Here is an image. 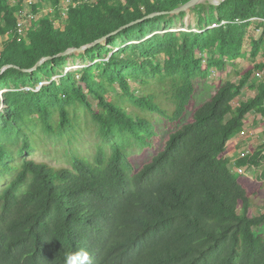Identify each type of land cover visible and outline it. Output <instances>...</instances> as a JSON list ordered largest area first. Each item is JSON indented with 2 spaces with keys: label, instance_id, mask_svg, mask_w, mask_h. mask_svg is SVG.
Instances as JSON below:
<instances>
[{
  "label": "trees",
  "instance_id": "trees-1",
  "mask_svg": "<svg viewBox=\"0 0 264 264\" xmlns=\"http://www.w3.org/2000/svg\"><path fill=\"white\" fill-rule=\"evenodd\" d=\"M190 1L32 0L26 12L24 0H0V181L10 176L0 190V264H264V214L251 215L264 189V143L234 162L255 169L254 179L228 159L250 114L264 125V82L250 84L264 69V0L205 2L193 8L196 32L171 31L185 17L171 12ZM252 27L262 34L251 58L263 62L238 83L220 78L197 105L211 71L221 76L243 58ZM103 38L80 54L90 66L66 72L61 54ZM80 111L108 146L91 160L72 157L70 168L24 158L33 146L23 126L62 134ZM147 113L164 116L168 134L135 168L128 151L158 140Z\"/></svg>",
  "mask_w": 264,
  "mask_h": 264
},
{
  "label": "rangeland",
  "instance_id": "rangeland-1",
  "mask_svg": "<svg viewBox=\"0 0 264 264\" xmlns=\"http://www.w3.org/2000/svg\"><path fill=\"white\" fill-rule=\"evenodd\" d=\"M26 1V2H25ZM16 4V1L13 2ZM32 4V0H24L23 8L25 5ZM26 12H29V8H25ZM198 14L191 9L189 12L185 13V17L176 21L173 29L171 31H193L196 32L198 30ZM21 25L23 27H28L29 23L25 17L21 19ZM164 33V32H160ZM262 34L261 29H255L252 27L248 30L247 37L244 43V56L241 59H238L233 62H227L226 69L224 73L219 76L216 70L213 69L214 73H210L208 77L207 84L209 86L203 87V85L199 86V90L196 96V104L199 105L202 102L206 101L210 98L214 90L210 86L211 84L218 83L219 79H225L227 76L232 77V82L238 83L240 80V74L245 71L248 67L253 66L254 64H259L263 62V58L261 56L257 57L256 60L251 58V39L259 40ZM118 50H115L117 52ZM130 54V53H129ZM201 57L203 62L210 57V55H204ZM68 64L66 67V72L80 71L85 66H90L91 63L80 57V53H74L69 56ZM218 58V55H215ZM164 60L163 56H160L156 60V64H162ZM55 80H59L60 76H56ZM255 78H253L250 84H254ZM43 84H47L46 82ZM132 86L134 92L138 96H142V91L140 89V83L137 81H132ZM5 91L0 92V100L1 95ZM119 92L118 88L112 91V95H117ZM255 91L249 90L246 92L241 98L240 101H246L252 98L255 95ZM164 103V102H163ZM0 110L2 109V104H0ZM93 109L96 110L97 102H92ZM166 109H170L167 105ZM235 107V104L233 105ZM80 118L75 121V128H66L63 130V133H46L40 127H33L32 124L28 126H23L24 133L30 138V142L33 146V150L31 152H27L24 155V158H32L38 162H45L48 165L55 168H70L69 160L74 156H83L87 159L91 160V157L96 153L98 147L100 146H108L110 141H105L101 134L96 130L91 123H87L86 116L79 112ZM189 117V113L186 118ZM145 118L150 120L154 127L155 131L158 133L157 144L154 148H150L144 151H140L137 148L130 149L128 151L130 156V161L133 163L135 168H139L143 163L148 161L151 156H153L162 146L163 138L168 134L166 130L167 119L159 114H145ZM185 118V119H186ZM261 116L258 114H250L247 117L244 126V132L237 136L236 139L231 140L228 143L229 154L228 159L230 161V169L231 171L238 172L243 176H248L252 179L255 178V169L253 168H241L238 169L234 166V162L239 158L247 155V153L251 150V148L256 149L258 146H261L264 143V125L261 123ZM3 124H0L2 127ZM22 146V140L19 139L18 143H16L15 147L11 149L17 154L18 150ZM6 178V181L10 178V176H3ZM4 179L0 181V190L5 185L6 182ZM251 215L252 216H260L264 214V189L261 191L258 198L253 199V205L251 207ZM258 232L264 234V228L258 229Z\"/></svg>",
  "mask_w": 264,
  "mask_h": 264
},
{
  "label": "water",
  "instance_id": "water-1",
  "mask_svg": "<svg viewBox=\"0 0 264 264\" xmlns=\"http://www.w3.org/2000/svg\"><path fill=\"white\" fill-rule=\"evenodd\" d=\"M225 1L226 0H192L189 3L185 4L184 6L172 11L171 15L174 16V15H179L181 13L189 12L191 9L195 8L196 6H198L200 4H204L205 2H208L209 4H211L215 7H219ZM158 15H160V14H153L151 16L146 17L144 20L154 18L155 16H158ZM105 42H106V38H103V39L99 40L98 42H95L94 44L89 45V46L82 47L81 49H70V50L66 51L65 53L61 54V56L67 57V56H70L74 53L82 54V53H85L89 48H91L97 44H105ZM48 59L49 58L42 59L40 62H38V64L33 69L29 70L28 72H33V71L37 70ZM5 69L6 68H3V71Z\"/></svg>",
  "mask_w": 264,
  "mask_h": 264
},
{
  "label": "built area",
  "instance_id": "built-area-1",
  "mask_svg": "<svg viewBox=\"0 0 264 264\" xmlns=\"http://www.w3.org/2000/svg\"><path fill=\"white\" fill-rule=\"evenodd\" d=\"M212 73H214L213 72V70L211 71ZM258 82H264V69L263 70H261V71H257L256 73H255V77H254Z\"/></svg>",
  "mask_w": 264,
  "mask_h": 264
},
{
  "label": "clouds",
  "instance_id": "clouds-1",
  "mask_svg": "<svg viewBox=\"0 0 264 264\" xmlns=\"http://www.w3.org/2000/svg\"><path fill=\"white\" fill-rule=\"evenodd\" d=\"M78 255H80V256H84V257L86 258V254H84V253H80V254H78Z\"/></svg>",
  "mask_w": 264,
  "mask_h": 264
},
{
  "label": "crops",
  "instance_id": "crops-1",
  "mask_svg": "<svg viewBox=\"0 0 264 264\" xmlns=\"http://www.w3.org/2000/svg\"><path fill=\"white\" fill-rule=\"evenodd\" d=\"M237 137L233 138L232 140L236 139Z\"/></svg>",
  "mask_w": 264,
  "mask_h": 264
}]
</instances>
